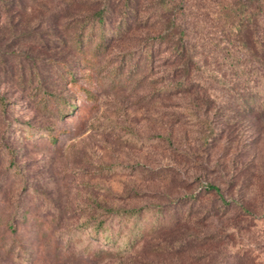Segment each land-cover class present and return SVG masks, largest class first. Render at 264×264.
<instances>
[{
  "label": "rangeland",
  "instance_id": "1",
  "mask_svg": "<svg viewBox=\"0 0 264 264\" xmlns=\"http://www.w3.org/2000/svg\"><path fill=\"white\" fill-rule=\"evenodd\" d=\"M223 28L211 0H0V264H264L261 195L227 185L252 154L264 169V116L255 136ZM179 29L182 91L160 38Z\"/></svg>",
  "mask_w": 264,
  "mask_h": 264
},
{
  "label": "trees",
  "instance_id": "2",
  "mask_svg": "<svg viewBox=\"0 0 264 264\" xmlns=\"http://www.w3.org/2000/svg\"><path fill=\"white\" fill-rule=\"evenodd\" d=\"M216 3L218 6V11L220 10L222 24L225 28L222 29V42L223 45L234 46L236 49L241 51V54L244 55V58L247 59L249 65V72H244V82L250 84V89L247 88V91L238 92L237 98L239 99L240 108L239 111L244 116H250L254 118V122L250 125H253L252 133L257 136L261 131V119L264 116V0H211ZM94 20L100 24V35L98 40L95 43L94 51H97L102 44V41L105 36L104 27V14L102 12L94 13ZM173 24V22H171ZM174 25V24H173ZM183 29L178 30V35H172L171 33L165 34V36H160L161 40H166L169 43L171 51L176 56V59L179 61V71L182 76L174 80L175 87L182 90H187V85L184 82V79L188 76L187 66L184 61L186 55L185 43L183 36L180 35ZM81 37L79 36L78 41ZM149 56V52H146ZM116 71V70H115ZM114 73V72H113ZM252 75L251 77L246 74ZM185 76V78H183ZM70 81H73L72 77H69ZM250 80V81H249ZM237 81V80H236ZM249 81V82H248ZM236 91V90H235ZM42 103L45 104L46 100L43 98H38ZM62 102L63 99H61ZM256 139V138H255ZM255 141V140H254ZM254 154L248 158V164H243L240 162L237 170H234L232 173V180L228 179L227 185L234 187L236 184L238 188L244 189L248 187H253L258 189L259 194L261 195L262 204L264 205V169L260 168L261 166H255L256 162L253 161ZM255 170L258 172L256 173ZM200 185L203 191L212 189L219 198V206L223 209L231 208L232 205H236L240 211L245 213H250L249 203L244 201L243 193L238 194L237 197L232 195H227L225 198L221 192V189L218 185L213 184L208 181L200 182ZM239 189V191H240ZM242 189V191H243ZM190 200H195L197 194L191 192L187 194ZM191 207V206H189ZM133 210V209H132ZM131 210H121L115 212L126 213L131 215ZM133 214V213H132ZM185 214H187L185 212ZM178 221V220H177ZM102 221H97L93 224L95 232L99 231L103 235V242L113 243V237L111 230L107 226H102ZM151 228H156V225L153 224ZM108 231L106 233L105 231ZM145 227L139 226V224L132 223L130 230L128 232L127 242L124 245L123 249L129 248L136 240L142 238L146 232Z\"/></svg>",
  "mask_w": 264,
  "mask_h": 264
}]
</instances>
